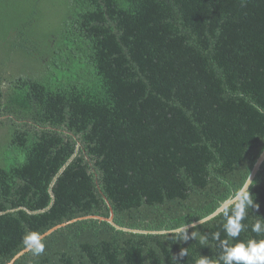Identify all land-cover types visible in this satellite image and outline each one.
<instances>
[{
	"label": "trees",
	"instance_id": "trees-1",
	"mask_svg": "<svg viewBox=\"0 0 264 264\" xmlns=\"http://www.w3.org/2000/svg\"><path fill=\"white\" fill-rule=\"evenodd\" d=\"M263 152L264 0H0V264L215 262Z\"/></svg>",
	"mask_w": 264,
	"mask_h": 264
},
{
	"label": "clouds",
	"instance_id": "clouds-1",
	"mask_svg": "<svg viewBox=\"0 0 264 264\" xmlns=\"http://www.w3.org/2000/svg\"><path fill=\"white\" fill-rule=\"evenodd\" d=\"M249 207H254V202L250 199L247 191H245L242 197L238 198V203L233 213L225 218L226 222L223 225V230L228 238L237 240L241 232L247 230L248 225L243 223V221L246 219L247 208ZM176 231L180 232L184 230L177 229ZM251 231L257 235H264V218L256 220L251 227ZM184 239L187 240L188 236L186 235ZM213 239L219 241L222 248V252L217 260L212 262L209 258L200 257V259L196 261V264H264V239L259 241L248 239L247 242L239 241L230 244L228 239L220 240L219 232L213 234ZM200 242L207 245L208 236H202ZM25 243L32 248L35 255L44 252L45 246L40 242L38 234L33 233L27 236L25 238ZM181 255H186V252H182Z\"/></svg>",
	"mask_w": 264,
	"mask_h": 264
},
{
	"label": "water",
	"instance_id": "water-1",
	"mask_svg": "<svg viewBox=\"0 0 264 264\" xmlns=\"http://www.w3.org/2000/svg\"><path fill=\"white\" fill-rule=\"evenodd\" d=\"M263 160H264V152H263V154L260 156V158H259V160L257 161V163L255 164V166H254V168H253V171L251 172V174H250V176H249V178H248V180H247L245 186L243 187L242 191L238 194V196H237L236 198H234V199H232V200H228V201H226V202H225V203H224V204H223V205H222V206H221V207H220L215 213H213L212 215H210L209 217H207V218H205V219H203V220H201V221H208V220H210L211 218H213L214 216H216V215H218L220 212H222L225 208L229 207V206H230L235 200H237V199L241 196V194L247 190L249 184L252 182V180H253V178H254L256 172L258 171V169H259L261 163L263 162ZM249 181H250V183H249ZM246 186H247V187H246ZM201 221L196 222V223H194V224H192V225H189V226H187V227H185V228H182V229L184 230V229L190 228V227H192V226H195V225H197L198 223H202ZM109 222H112V219H109ZM119 229H120V228H119ZM160 233H161V232H160Z\"/></svg>",
	"mask_w": 264,
	"mask_h": 264
},
{
	"label": "rangeland",
	"instance_id": "rangeland-1",
	"mask_svg": "<svg viewBox=\"0 0 264 264\" xmlns=\"http://www.w3.org/2000/svg\"><path fill=\"white\" fill-rule=\"evenodd\" d=\"M56 3L57 4L54 6V8L52 10V12L54 13V18L56 17V13H58L60 10V6L58 5V1H56Z\"/></svg>",
	"mask_w": 264,
	"mask_h": 264
}]
</instances>
